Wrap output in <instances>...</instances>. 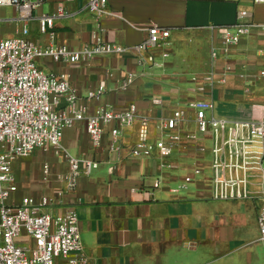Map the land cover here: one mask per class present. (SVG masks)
<instances>
[{
	"label": "crops",
	"instance_id": "1",
	"mask_svg": "<svg viewBox=\"0 0 264 264\" xmlns=\"http://www.w3.org/2000/svg\"><path fill=\"white\" fill-rule=\"evenodd\" d=\"M86 2L45 0L35 9V16L52 13L58 4L63 7L65 15L54 18L52 40L38 31L35 20L27 24V37L40 46L65 44L78 48L91 42L94 34H100L104 40L132 46L145 37L147 25L154 22L170 30L173 51L165 68L139 69L135 55L128 53L99 56L74 64L38 57V67L46 73H68L71 85L80 96L79 102L84 101L82 97L88 90L102 86L104 93L99 104L119 110L135 103L143 113H154L157 109H150L151 97L162 94L165 104L172 105L203 93L197 88L198 83L192 81V76L204 72L210 63L212 65L208 47L218 45L206 26L232 22L239 9L248 10L254 21L253 6H240L252 4L251 0H107L105 9L108 13L98 17L86 9ZM6 9H12L13 15L0 14V18L15 16L14 8L9 6L0 7V12ZM258 24L261 27L253 32L264 33L259 30L264 23ZM10 25L1 26L5 36L14 33L15 25L12 24L13 28ZM253 32L250 33L253 35ZM252 35L251 38L243 37L227 54L218 50L213 61L216 71L219 72L226 62L232 63L231 66L235 62L242 63L241 67L248 71L253 66L248 52ZM128 71L135 72V79L121 90ZM235 74L232 68L226 81L213 87L212 99L220 114L247 117L253 109H236L234 103L225 99V96H231L232 90L238 89L235 86L244 83L238 82ZM197 91L200 94H196ZM96 105L95 102H86V114L91 113ZM135 136L136 124L123 130L119 141L128 145ZM106 142L105 133L100 144L92 146L83 122L63 130L61 144L70 154L96 160L98 165L94 169L99 164L103 168L93 174L92 170L88 175L81 174L74 190H66L62 181L68 164L61 155L35 149L30 155L17 157L12 162L17 185L14 201L19 202L26 195H45L51 202L44 211L52 216L68 209L75 210L85 259L82 264H264L258 254L261 244L257 240L253 202L215 200L214 204H218L223 212L208 213L204 209L206 200L214 199L199 184H194V189L182 186L178 182V169H161L155 156L129 158L124 155L116 160L107 151ZM43 157L47 160L43 161ZM187 158L174 154L170 161L188 166ZM44 164L48 166L45 180L40 178V168ZM62 171L61 176L56 175ZM160 172L165 173V183L153 189L152 181ZM169 188H176V191L171 192ZM243 201L249 202L253 210L250 218L245 212L232 210L240 207Z\"/></svg>",
	"mask_w": 264,
	"mask_h": 264
},
{
	"label": "built area",
	"instance_id": "2",
	"mask_svg": "<svg viewBox=\"0 0 264 264\" xmlns=\"http://www.w3.org/2000/svg\"><path fill=\"white\" fill-rule=\"evenodd\" d=\"M45 0H0V7H12L15 16L0 18V264H82L85 259L79 237L75 210L68 209L52 216L44 211L51 200L45 195L22 196L13 200L17 189L12 172V162L26 157L35 149L52 151L61 155L68 164L62 177L66 190H74L78 177L88 175L98 162L70 154L61 144L65 128L78 122L84 123L85 132L92 146H98L107 134V151L119 160L157 157L161 169H185L178 176L184 186L195 183L205 188L214 200H251L256 210L258 242L264 247V120L229 119L215 115L212 89L223 84L232 71L225 63L218 72L213 61L217 52L227 54L253 29L261 27L251 19L246 9H239L232 22L210 24V31L217 46L212 44L211 69L192 81L198 83L203 93L187 101L166 105L163 98L151 97L149 105L157 107L154 113H143L135 103L122 109L99 104L104 93L102 86L88 90L80 101L66 72L46 73L38 68L35 60L48 57L53 61L74 64L99 56L133 54L139 66L161 67L168 55L170 30L151 22L145 37L132 46H123L104 40L94 34L92 41L78 48L65 44L40 46L27 37V24L37 22L41 34L53 38L54 18L65 15L58 4L50 14L34 15ZM107 0H87L86 9L98 17L108 13ZM264 4V0H251ZM14 24L12 36H5L1 26ZM157 58L158 60H156ZM135 72L128 71L120 86L125 90L135 79ZM264 77V69L258 72ZM198 79V80H197ZM86 102H95L93 111L86 114ZM156 122L155 137L151 138L150 124ZM136 124L135 140L123 145L119 138L122 131ZM208 140V147L204 141ZM193 156L186 166L172 163L171 156ZM209 154V160L205 159ZM206 166L209 173H205ZM42 179L48 175V166H42ZM165 173L154 177L151 187L165 183ZM175 192L176 188H169ZM148 194V192H147Z\"/></svg>",
	"mask_w": 264,
	"mask_h": 264
},
{
	"label": "rangeland",
	"instance_id": "3",
	"mask_svg": "<svg viewBox=\"0 0 264 264\" xmlns=\"http://www.w3.org/2000/svg\"><path fill=\"white\" fill-rule=\"evenodd\" d=\"M240 6H253V8L251 9V12L253 14V19L254 21L258 22V23H264V4H245L243 3L242 5ZM0 14H6L7 16H11L13 15V10L12 9H6L4 11H1ZM14 27V25H10L9 27ZM12 27V28H13ZM255 30V29H253ZM252 30V32H253ZM259 30H261V32H264V27L260 28ZM251 35L252 33L246 35V36H250L251 38ZM244 36V37H246ZM259 39H264V33H258L257 31L253 32V35H252V41H250V46L248 49V52L251 54L250 57H249V60L250 62L252 63L251 65L253 66H250L251 68L246 71L244 66L241 67L242 63H236L234 64V66H231L233 68V72L236 73V77L237 79L239 80L238 82H244L243 84L239 85V86H235V87H238L237 90H232L231 92V96L229 95L228 98L227 96H225V99H227V102H230V103H234L236 109L239 108V109H242V110H248V111H253L248 113L249 115L244 116V117H240V116H243L242 114L240 115H229L227 113H224V114H220V112L217 111L216 108H214V113L215 115L217 116H220V117H224V118H229V119H236V118H245V119H257V120H264V77H258V72L262 69H264V41H261ZM260 41V42H259ZM210 44V43H209ZM172 46V43L170 41V44L166 46V48L168 49V55L167 57H165L163 59V65L161 67H153V66H147V65H144V66H140L139 69H142V70H149V69H163L165 68V64L170 56V53L172 54V51H173V48L171 47ZM210 48H211V45L208 47V52H209V56H210ZM156 60H158L157 58H155ZM159 61V60H158ZM37 66H38V62L35 60ZM228 64H230L229 62H226ZM232 65V63H231ZM211 63L209 66H207L204 70V72L202 73H199V75H197V78L199 76H201L202 74H204L205 72H207L208 70L211 69ZM39 68V67H38ZM40 69V68H39ZM45 71V70H44ZM201 74V75H200ZM185 79H188V77L186 75H184ZM198 80V79H197ZM177 82V80H176ZM186 82V81H185ZM185 82H183L185 84ZM194 87V84L192 82V88ZM197 88L199 89L200 87L198 86L197 84ZM196 94H200V91H197ZM156 97H160V98H163L165 96H163L162 94L160 96H156ZM176 103H180V102H173L172 105L176 104ZM237 105V106H236ZM156 107V106H155ZM224 108V107H223ZM223 111H228V109H221ZM155 126H156V122L155 121H152V123L150 124V134H151V138L154 139L155 137ZM204 144L206 147H208L209 145V141L208 140H205L204 141ZM36 150H39L40 152L42 150L40 149H36ZM205 159L206 160H209V154H205ZM43 161L47 160L45 157L41 158ZM187 160H189V164L188 166L195 160V158L191 155V156H188ZM41 167V164L40 166ZM100 169H103L100 164H99V167L97 169H93L91 171V174H93L96 170H100ZM40 170H42V168H40ZM187 169H179L177 170L176 172H179V176H182L185 171ZM205 173L208 174L209 173V167L206 166L205 168ZM63 174V171L62 172H59V173H56V175L58 176H61ZM43 174L41 173L40 174V178H42ZM179 180V178H178ZM178 182H181L180 180ZM195 183H186L185 185H188L189 188H192L194 189L195 188ZM207 201V205L205 204V211L208 212V213H220V212H223V209H221L218 204H214V202H216L215 200H206ZM205 201V202H206ZM252 203L251 200H248ZM213 202V203H212ZM244 203L242 205H240V207L238 208H232V210H238V211H242V212H245L247 214V217L250 218L252 216V208L249 204V202L247 201H243ZM252 205V204H251ZM258 254H259V257L260 259H264V247H259L258 249ZM59 264H65L64 261H61L59 260L58 261Z\"/></svg>",
	"mask_w": 264,
	"mask_h": 264
}]
</instances>
